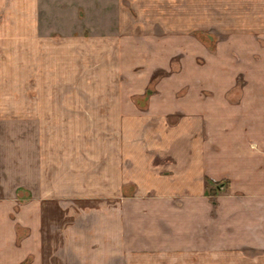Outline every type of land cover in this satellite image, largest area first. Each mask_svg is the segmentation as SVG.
Segmentation results:
<instances>
[{
	"label": "crops",
	"instance_id": "1",
	"mask_svg": "<svg viewBox=\"0 0 264 264\" xmlns=\"http://www.w3.org/2000/svg\"><path fill=\"white\" fill-rule=\"evenodd\" d=\"M40 11L41 0H0V264H21L29 255V264H43L44 210L65 212L60 222L67 225L70 204L80 214L94 209L87 223L100 227L85 236L82 228L76 248L50 249L48 264H62L56 257L63 255L80 264H89L85 256H96L95 264H108L109 256L118 264H264V83L255 82L264 74L240 73L249 82L237 102L212 92L211 81L226 93L239 73L180 72L171 80L187 92L177 97L162 78L145 119L148 155L126 153L137 143L94 135L106 111L119 126L120 102L73 99L103 92L88 90L86 42L45 34ZM78 73L81 84L74 85ZM167 113H177L176 121ZM133 181L148 198L121 195L122 184ZM12 202L20 209L15 222L31 230V247H14ZM111 229L118 245L112 249L104 242ZM88 240L97 247L85 248Z\"/></svg>",
	"mask_w": 264,
	"mask_h": 264
},
{
	"label": "rangeland",
	"instance_id": "2",
	"mask_svg": "<svg viewBox=\"0 0 264 264\" xmlns=\"http://www.w3.org/2000/svg\"><path fill=\"white\" fill-rule=\"evenodd\" d=\"M40 16L42 31L51 38L59 40L62 36H73V40L86 42L88 90L90 94L91 90L103 92L99 96L85 93L81 98L74 96L73 99H82L85 104L120 102L119 126L114 123L116 119L113 120L112 113L106 111L105 121H100L96 127L102 132L94 135L104 137L106 142L112 136L115 140L119 138L122 145L126 141H132V145L137 143L138 149L130 146L126 153L135 154L142 150L148 155V121L145 119H148L150 104L157 99L156 83L162 78L173 84L169 88L174 89L172 92L177 97L187 92V87L176 90L175 84L179 85L181 80L171 79L183 71L196 74L231 71L258 78L264 74V0H41ZM178 44H181V48ZM73 50L76 52L79 47ZM151 50L154 51L153 60L148 56ZM75 52L74 55H77ZM243 74L233 81V87L226 93L218 80H212L211 91H222L225 97L237 102L240 98L238 93L249 82L243 79ZM78 76L79 79H74V85L81 84L79 73ZM82 78L84 83V74ZM255 82L264 83V80ZM49 86L50 81H42V87ZM56 86L62 88L58 83ZM203 91L200 90L199 95ZM56 98L59 100V96ZM167 114L168 122L176 121L177 113ZM134 117L138 118L133 120ZM92 130L94 126L90 121V134L94 132ZM123 150L126 151L124 146ZM139 162L143 163L141 160ZM214 183L217 182L209 184ZM121 188L123 197H149L145 191H139L141 189L134 181L122 184ZM108 199L105 197V200ZM8 207L9 219L18 234L12 240L14 247L20 246L22 241H28L30 247L33 246L31 230L15 222L16 214L20 212L17 202L10 203ZM67 209L73 211L72 220L67 225L60 222V216L65 212L58 208L53 213L44 210L41 240L43 264H48V251L52 248L80 246L75 240L82 228L85 236L89 229L93 234L100 227L87 223L97 214L94 209H84V214H80L71 204ZM105 213L106 217L111 215ZM79 215L85 221L73 220ZM112 232L111 229L110 234L104 237L105 248L118 247ZM83 246L94 249L97 243L95 240L89 245L88 240ZM95 258L85 256V261L95 264ZM117 258L109 256L107 263L112 264V259ZM56 259H62L63 263L64 259L72 263H76L75 259L80 260L74 255L57 256ZM32 261L33 256L29 255L20 263L29 264Z\"/></svg>",
	"mask_w": 264,
	"mask_h": 264
}]
</instances>
